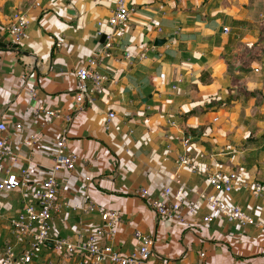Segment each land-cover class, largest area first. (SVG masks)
Listing matches in <instances>:
<instances>
[{
  "label": "crops",
  "instance_id": "0c3cea01",
  "mask_svg": "<svg viewBox=\"0 0 264 264\" xmlns=\"http://www.w3.org/2000/svg\"><path fill=\"white\" fill-rule=\"evenodd\" d=\"M133 1L139 10L125 28L123 44L135 60L123 58L125 49H119V60L105 62L101 71L114 82L75 118L67 140L79 162L58 175V184L59 197L79 211L56 215L53 234L91 233L102 224L101 212L119 211L124 223L115 246L124 254L136 250L133 235L141 230L156 240L152 261L157 264H264V231H245L220 216L206 225L204 205L187 225H177L159 218L139 196L142 187L156 195L164 187L185 186L193 203L200 192L210 191V173L232 168L238 185L222 197L264 220V203L252 194L253 184L264 182V0ZM115 4L0 0V36L12 45H17L8 35L13 14L25 12L31 21L17 49L0 48V120L22 125L11 133L17 157L6 166L12 173L30 170V192L48 177L62 130L60 122L35 115L31 91L44 109L72 112L75 72L92 56L98 23L108 20ZM156 40L165 44L156 46ZM145 49L147 59L139 61ZM179 77L183 82L173 90ZM110 112L116 114L119 133L105 128ZM170 120L180 128H172ZM188 132L197 134L187 150L195 172L177 163ZM31 134L38 135V143L28 149L23 140ZM25 200L19 192L0 197V240L14 241L8 220L23 210ZM90 201L97 209L86 214ZM55 259L84 264L63 259L51 247L33 264Z\"/></svg>",
  "mask_w": 264,
  "mask_h": 264
},
{
  "label": "built area",
  "instance_id": "2783aa9c",
  "mask_svg": "<svg viewBox=\"0 0 264 264\" xmlns=\"http://www.w3.org/2000/svg\"><path fill=\"white\" fill-rule=\"evenodd\" d=\"M164 4L171 0H157ZM133 0H116L107 21L98 23L97 39L105 35V42L100 43L94 50L86 64L75 72L77 88L74 96V107L72 112L64 113L55 109H44L39 105L38 94L31 91L32 99L35 101L34 112L37 116H44L48 122H60L62 130L55 144L53 165L48 177L42 185L33 192L29 191L31 173L29 169H21L17 173L11 172V167L6 166L8 159L17 156L10 146L11 133L22 130L21 124L10 127L5 121L0 120V197L5 194L19 192L25 195L24 207L15 217L8 220L9 230L14 238L9 242L0 258V264H33L34 260L50 248L63 259H80L84 264H157L152 261L156 253V240L150 234L141 230L134 232L136 250L124 254L115 246L119 234V226L124 223L123 216L119 211L101 212L102 224L93 232L76 233L74 236L62 237L53 234V224L56 215L63 211L71 210L78 212L79 208L72 206L67 200L59 197L58 175L63 170H74L79 162V157L69 149L68 134L72 128L76 116L95 102L96 95L101 93L107 85H111L113 78L101 71V66L109 60H119L116 52L125 49L122 57L133 62L135 59L123 44L125 28L139 8ZM31 21L25 12L17 11L13 14L8 35L11 40L20 45L28 36ZM107 26L108 32L103 28ZM161 31V30H159ZM225 33L229 32L224 28ZM148 49H145L139 57V61L147 59ZM183 79L179 77L172 85L177 90ZM1 86V78H0ZM37 103V105H36ZM116 114L110 112L105 121V128L115 133L121 132V127L114 125ZM219 118H215L217 122ZM172 128L179 129L176 121H169ZM197 134L185 133L181 139L182 152L177 156L180 168H193V163L188 156V148L196 139ZM38 143V135L31 134L23 140L24 147L34 148ZM172 153L171 146H167ZM195 172V171H194ZM207 187L210 191L200 192L196 202L191 203L186 196V187L178 188L164 187L156 195L151 194L148 188L142 187L139 196L148 206L154 210L161 219L185 226L190 218L198 216L201 205H204L208 213L203 215L201 221L210 225L215 217L220 216L228 223L237 224L243 230L254 228L264 231V220L256 219L243 207L229 203L222 194L230 195L238 185V174L232 168L219 169L210 173L207 178ZM252 194L264 203V182L257 181L252 186ZM97 209V205L88 202L84 212L91 213ZM3 214L0 212V222Z\"/></svg>",
  "mask_w": 264,
  "mask_h": 264
},
{
  "label": "water",
  "instance_id": "95a60500",
  "mask_svg": "<svg viewBox=\"0 0 264 264\" xmlns=\"http://www.w3.org/2000/svg\"><path fill=\"white\" fill-rule=\"evenodd\" d=\"M106 36L104 35L100 39V43L105 42ZM165 44V40H156L155 45H163ZM8 47H12L13 49H17L18 45H12L9 40H7L5 37L0 36V48L7 49ZM51 247V245H49Z\"/></svg>",
  "mask_w": 264,
  "mask_h": 264
},
{
  "label": "rangeland",
  "instance_id": "374dc122",
  "mask_svg": "<svg viewBox=\"0 0 264 264\" xmlns=\"http://www.w3.org/2000/svg\"><path fill=\"white\" fill-rule=\"evenodd\" d=\"M10 238H5L3 240H0V258L3 255V251H4V247L10 242ZM13 242V241H12ZM54 264H63V262H59L57 259H55V263Z\"/></svg>",
  "mask_w": 264,
  "mask_h": 264
}]
</instances>
